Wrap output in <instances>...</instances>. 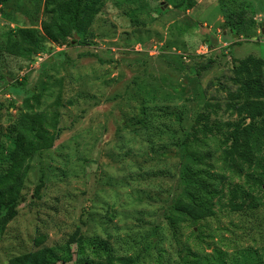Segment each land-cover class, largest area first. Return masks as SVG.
I'll return each mask as SVG.
<instances>
[{
	"label": "rangeland",
	"instance_id": "obj_1",
	"mask_svg": "<svg viewBox=\"0 0 264 264\" xmlns=\"http://www.w3.org/2000/svg\"><path fill=\"white\" fill-rule=\"evenodd\" d=\"M44 4L0 8V169L26 97L41 95L40 109L59 111L63 127L34 155L16 216L0 228V264L72 237L73 261L59 264H109L110 253L134 264H264V206L184 210L189 167L217 188L227 172L216 137L182 142L207 102L227 101L237 59L264 57V0H105L89 33L35 59L6 53L4 33L40 27ZM142 106L160 117L155 127L129 123Z\"/></svg>",
	"mask_w": 264,
	"mask_h": 264
},
{
	"label": "trees",
	"instance_id": "obj_2",
	"mask_svg": "<svg viewBox=\"0 0 264 264\" xmlns=\"http://www.w3.org/2000/svg\"><path fill=\"white\" fill-rule=\"evenodd\" d=\"M8 1L0 0V8ZM104 5L105 0H45L40 27L10 28L3 35V50L24 59H35L39 53L50 50L51 43H65L74 32L89 33ZM212 64L210 59L202 69H209ZM230 80L235 88L228 89L227 101L223 105L207 102L182 140L188 143L216 137L222 150L221 164L227 173L221 175L220 187L213 185L214 176L202 168L189 167L185 172L190 194L184 210L206 217L221 211L240 212L264 206V57L249 54L237 59ZM40 107L41 95L26 97L15 122L8 127L14 135V149L8 155V166L0 169L1 229L16 216L34 155L52 148L63 132L60 112ZM222 107L235 117L218 115ZM141 114L143 117H132L129 123L155 127L160 119L153 117L145 106L141 107ZM177 116L174 123L180 129L182 111ZM42 186L36 187L35 194H39ZM75 241L72 237L63 244L15 254L7 264L71 263ZM108 260L109 264L135 263L131 255L110 253Z\"/></svg>",
	"mask_w": 264,
	"mask_h": 264
}]
</instances>
